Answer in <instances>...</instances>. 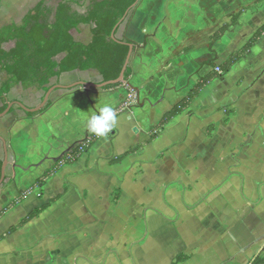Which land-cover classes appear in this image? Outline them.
Returning <instances> with one entry per match:
<instances>
[{
  "label": "crops",
  "instance_id": "crops-1",
  "mask_svg": "<svg viewBox=\"0 0 264 264\" xmlns=\"http://www.w3.org/2000/svg\"><path fill=\"white\" fill-rule=\"evenodd\" d=\"M41 2L52 7L56 0L35 4ZM259 5L254 15L264 2ZM233 6L229 0H139L115 36L138 45L146 40L132 52L128 86L87 92L75 84L100 83L96 71L63 73L52 81L62 89L44 112L28 118L14 105L0 119L10 180L0 188V264H176L180 256L187 259L179 264H252L264 255V36L157 129L212 72L208 62L223 64L264 24L246 33L254 15L242 13L211 41L239 12ZM71 35L84 45L91 40L86 25ZM9 81L0 73V83ZM41 96L36 87L14 84L6 99L34 108ZM106 102L114 103L117 126L74 164L47 175L91 134L84 117Z\"/></svg>",
  "mask_w": 264,
  "mask_h": 264
},
{
  "label": "trees",
  "instance_id": "trees-1",
  "mask_svg": "<svg viewBox=\"0 0 264 264\" xmlns=\"http://www.w3.org/2000/svg\"><path fill=\"white\" fill-rule=\"evenodd\" d=\"M135 2L136 0H56L53 7L41 2L29 10L21 18L19 24L11 22L3 25L0 28V73L8 75L10 81L0 83V114L9 104L6 97L14 84L36 87L42 93L41 101L44 94L53 86L52 81L57 80L63 73L93 70L100 75L102 82L115 80L128 53V45L133 47V52L146 45V40L138 45L125 38L117 39L118 41L111 38L112 33L116 36L119 28L130 17L133 9L128 13L125 20L120 23L127 10ZM242 13L243 11H239L237 14L232 15L229 23L223 25L211 37V41L219 40L231 27L236 26ZM82 25L90 27L91 40L87 45L76 41L71 35L73 31L76 32ZM262 36H264V24L256 30L239 51L231 54L219 66L222 71L221 75L211 72L200 79L191 88L187 97L178 102L163 116L157 129L162 131L170 120L182 113L209 82L226 76L229 69L248 53ZM10 45L12 47L6 50ZM214 59H216L215 56ZM207 65L212 68L215 67L213 62H208ZM131 75L132 72L128 66L124 73L123 84L106 86L95 91H111L122 86H128L127 83ZM51 103L49 100L39 112L26 114L25 116L31 118L40 114L49 108ZM95 142L87 144L85 140H82L58 159L54 169L47 175H51L61 165L74 164ZM133 151V149H130L122 157L114 160V163H119L124 156ZM9 181L8 178H5L3 186ZM18 194L19 197L22 196V192H18ZM43 209H45V206L31 212L16 226L8 229L4 237L13 234L36 218ZM4 212L5 210L0 212V217ZM186 259L187 257L180 256L175 263H182ZM252 264H264V255L256 258Z\"/></svg>",
  "mask_w": 264,
  "mask_h": 264
},
{
  "label": "rangeland",
  "instance_id": "rangeland-1",
  "mask_svg": "<svg viewBox=\"0 0 264 264\" xmlns=\"http://www.w3.org/2000/svg\"><path fill=\"white\" fill-rule=\"evenodd\" d=\"M36 1L37 0H7L6 2V0H2L0 5V25H4L12 21L19 24L21 18L36 5ZM4 2L5 5H2L4 4ZM229 2L234 4V6L232 7V11H234V13L236 11H243L245 15L248 13L254 15L258 12V9L261 8V5L259 4L264 2V0H229ZM51 6L53 7L54 4H52ZM228 14H230V12ZM222 16L225 17V14ZM263 22L264 6L257 15L251 16L249 18L248 27L245 29L246 33L250 30L251 27H254L256 24L261 25V23ZM198 53L200 54L201 59L206 58L205 54L207 53V49L204 44H201L198 47ZM213 69L214 67L212 68V72ZM229 80L223 83V85H229ZM88 110L90 111V108H88Z\"/></svg>",
  "mask_w": 264,
  "mask_h": 264
},
{
  "label": "water",
  "instance_id": "water-1",
  "mask_svg": "<svg viewBox=\"0 0 264 264\" xmlns=\"http://www.w3.org/2000/svg\"><path fill=\"white\" fill-rule=\"evenodd\" d=\"M139 0H136V2L127 10V12L125 13L124 17L122 18L121 22L122 23L126 16L128 15V13L134 9V7L138 4ZM111 38L114 41H118L115 36L114 33H112ZM133 52V47L131 45H128V53L126 55L125 61L121 67L120 73L118 75V77L115 80H111V81H107V82H100L98 84H94V83H85V82H79L77 84H75V86H80L83 87L87 92L92 91V90H98V89H102L106 86H112V85H118V84H123L124 82V73L127 69V67L129 66L130 63V58ZM56 89H62L61 86H52L43 96L42 100L39 102V104L34 107V108H28L26 106H24L22 103L20 102H13L7 105V108L0 114V119H3L5 116H7L9 114V111L11 109L12 106H17L19 108V110L24 113V114H30V113H37L40 110H42L46 104L48 103V101L50 100V96L51 94L56 90ZM136 92L135 89H132ZM13 122V121H12ZM11 122V124H12ZM0 142L2 143V148H3V160H2V164H1V169H0V188L4 182L5 179V174H6V169L8 167V163H9V155H8V149H7V144H6V140L4 138H2L0 136Z\"/></svg>",
  "mask_w": 264,
  "mask_h": 264
},
{
  "label": "clouds",
  "instance_id": "clouds-1",
  "mask_svg": "<svg viewBox=\"0 0 264 264\" xmlns=\"http://www.w3.org/2000/svg\"><path fill=\"white\" fill-rule=\"evenodd\" d=\"M118 115L113 102L104 103L97 111L84 117L86 130L97 138H105L117 126Z\"/></svg>",
  "mask_w": 264,
  "mask_h": 264
},
{
  "label": "built area",
  "instance_id": "built-area-1",
  "mask_svg": "<svg viewBox=\"0 0 264 264\" xmlns=\"http://www.w3.org/2000/svg\"><path fill=\"white\" fill-rule=\"evenodd\" d=\"M213 73H215L216 75H221L222 74V71L221 69L219 68V66H215L214 69H213ZM111 133V132H110ZM99 138H97L96 136H94L93 134H89L88 136H86L84 138V140L86 141L87 144H90L92 142H95L97 141Z\"/></svg>",
  "mask_w": 264,
  "mask_h": 264
},
{
  "label": "bare ground",
  "instance_id": "bare-ground-1",
  "mask_svg": "<svg viewBox=\"0 0 264 264\" xmlns=\"http://www.w3.org/2000/svg\"><path fill=\"white\" fill-rule=\"evenodd\" d=\"M225 79V78H224Z\"/></svg>",
  "mask_w": 264,
  "mask_h": 264
}]
</instances>
